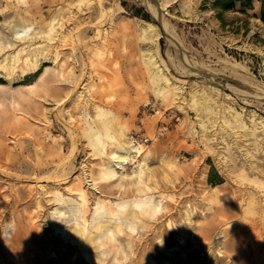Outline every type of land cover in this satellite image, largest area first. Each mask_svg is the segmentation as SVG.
<instances>
[{
  "label": "rangeland",
  "instance_id": "rangeland-1",
  "mask_svg": "<svg viewBox=\"0 0 264 264\" xmlns=\"http://www.w3.org/2000/svg\"><path fill=\"white\" fill-rule=\"evenodd\" d=\"M156 1L0 0V264H264L262 0ZM97 202L149 221L73 242Z\"/></svg>",
  "mask_w": 264,
  "mask_h": 264
},
{
  "label": "bare ground",
  "instance_id": "bare-ground-1",
  "mask_svg": "<svg viewBox=\"0 0 264 264\" xmlns=\"http://www.w3.org/2000/svg\"><path fill=\"white\" fill-rule=\"evenodd\" d=\"M156 10H158V7L156 8ZM55 19H56V15L51 18V20L49 22V26H47L46 29L40 28V29L36 30V35L44 36V35L50 34L55 28V25H54ZM7 28L13 33V35H15V37L20 38V40H21L22 35L26 36V35H29V33H30V32H27L29 29L26 25L21 24L19 22H15V21L7 22ZM144 28H146V24L140 23V30H142ZM38 53L39 52H37V51L35 52L36 55ZM32 68L36 69L37 63H34ZM158 76L156 75V78H158ZM202 98H204V100L201 101L202 108H200V115L201 116H207V117L209 116V118H210L211 113H212V110H211L212 107H211V103L209 100L212 99V96L203 95ZM216 112H218V111H216ZM96 141H97L98 145L101 144V138L100 137H97ZM132 148L133 147H131L129 145L127 147L126 151L130 152V150H132ZM121 158H122V160L120 159L121 161H119V165L122 166L123 161L130 158V156H128L127 154H123L121 156ZM145 159H146V157L143 158V161ZM142 164H143V162L139 163V165H140L139 169L135 171V176H136L135 178H133L132 180H129L128 182H122L121 184L122 185L124 184L125 186L129 185V184H141L140 181L142 180L141 179V176H142V174H141L142 167L141 166H142ZM255 166L256 165L247 166V167H248V170L255 171V169H257ZM45 177H47V176H45ZM135 189L136 188H134V190ZM138 189H140V188H138ZM134 190H132V191H134ZM83 199L85 201H87L86 197H83ZM146 202L147 201H145V200L142 201V203H146ZM140 210L143 213L145 212L147 214V216L152 217V214H153L152 210H151V212L146 211L148 209H140ZM153 211L154 212L156 211V206L153 207ZM77 213H79V212H77ZM111 213H112V211L108 210L105 205H102L99 202H97V205L95 206V209H94V215L92 216L93 218L91 219V221L87 223L86 217L81 216V221L80 222L78 221L77 225L74 228H72L70 230V232L68 233L69 237L73 240V242H78L80 245L85 246V247H90V246L91 247H100V246H103V247L109 246L110 247L112 245L113 246L115 245L114 242L117 239V237H116L117 234L119 235L121 233V234L131 235V233H133L135 230L134 223L140 224L141 226H145V225H147V223L149 221L146 218L143 219V217H138V216H136V214L131 213V217H132L134 223H131L128 231H126L123 229L122 225L114 224L113 222H111V220H110ZM121 213L124 216L130 215L129 211H123ZM141 220L145 221V223L141 222ZM191 226H192V224H191ZM90 228H93V229H90ZM116 254L124 255V251L121 248H118L115 251L114 257H116ZM101 261H102V259L98 258V259H96L95 262L98 264H102Z\"/></svg>",
  "mask_w": 264,
  "mask_h": 264
},
{
  "label": "trees",
  "instance_id": "trees-1",
  "mask_svg": "<svg viewBox=\"0 0 264 264\" xmlns=\"http://www.w3.org/2000/svg\"><path fill=\"white\" fill-rule=\"evenodd\" d=\"M252 1L253 0H215L213 6L219 16L224 11L234 9L236 2H238L242 7L252 8ZM261 2L260 18L264 20V0Z\"/></svg>",
  "mask_w": 264,
  "mask_h": 264
},
{
  "label": "water",
  "instance_id": "water-1",
  "mask_svg": "<svg viewBox=\"0 0 264 264\" xmlns=\"http://www.w3.org/2000/svg\"><path fill=\"white\" fill-rule=\"evenodd\" d=\"M153 1H154V3H155L156 5H159L158 2H157L156 0H153Z\"/></svg>",
  "mask_w": 264,
  "mask_h": 264
},
{
  "label": "clouds",
  "instance_id": "clouds-1",
  "mask_svg": "<svg viewBox=\"0 0 264 264\" xmlns=\"http://www.w3.org/2000/svg\"><path fill=\"white\" fill-rule=\"evenodd\" d=\"M163 243V241H161V244Z\"/></svg>",
  "mask_w": 264,
  "mask_h": 264
}]
</instances>
